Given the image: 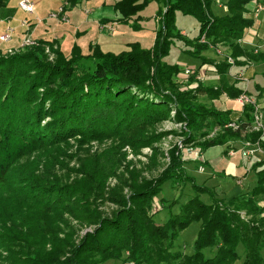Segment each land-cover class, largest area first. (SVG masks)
<instances>
[{
    "label": "trees",
    "instance_id": "trees-1",
    "mask_svg": "<svg viewBox=\"0 0 264 264\" xmlns=\"http://www.w3.org/2000/svg\"><path fill=\"white\" fill-rule=\"evenodd\" d=\"M9 2L0 0V22L15 14L9 8ZM151 2H156L160 10L156 16L159 29L150 51H145L135 42L128 45V50L120 53L105 52L99 45H92L91 53L84 54L82 48L74 44L70 54L66 55L67 52L63 51L58 42L40 40L42 45L54 43L57 47L55 64L47 65L38 56L33 59H30L31 56H11L1 62L2 187L6 184L8 163L26 157L35 145L63 141L75 132L81 133L85 129L82 117L87 113L85 120L94 122L96 117L93 111L100 114L104 106L111 113L108 119L114 117L111 122H106L105 128L109 130L121 128L123 118L131 121L145 119L149 122L161 117L169 109H176V114H189L192 123L197 124L195 116H202L199 111L203 109L208 111L207 116L214 119L215 126L219 125L225 132L202 149L209 150L226 143L248 142L257 149H264V132L255 131L256 110H264V52L259 45L250 46L245 43L249 32L264 14V11L257 14L258 8L264 7V0H229L226 3L229 14L224 17L214 15L213 0H120L114 5V10L120 17V23H128L134 18L138 21ZM179 13L199 23L197 37L190 39L182 35V30H178L176 17ZM174 37L179 38L188 48L186 53L203 59L198 69L187 70L194 71L191 82H197L198 89L212 92L210 102L220 100L224 94L230 100L246 95L254 101L253 104L239 103L242 107L239 119L233 120L230 110L223 113L212 105L197 104L190 91L184 98L177 96L175 99L166 93L164 71L168 63L164 62V58L169 55L171 46L175 45ZM222 48L226 53L224 57L213 60L203 56L208 50L216 53ZM206 65H213L218 86L210 87L202 83L204 81L199 72ZM233 67L255 69L249 86L244 79H235L237 74L231 73ZM170 68L183 71L180 65H171ZM41 89L44 90L40 93ZM161 94L166 96L161 98ZM176 99L180 100L177 104ZM46 101L50 102L49 107L45 106ZM41 117L53 118L54 123L49 127L42 126ZM135 123L131 122V125ZM232 124L237 129L231 127ZM181 164L176 162L177 169L170 176L171 171L167 170L155 186L144 192H133V207L127 208L125 220L103 222L92 236L98 247L87 250L89 240L84 241L72 250V258L56 260L55 264H105L118 259L86 257L87 254L101 250L104 254H113L114 251L128 254L127 259L133 264H264V162H257L253 166L254 169L263 167L258 171L257 185L240 197L224 199L227 204L222 207L216 205L217 202L206 204L201 199L196 178L188 174ZM184 173L188 177L186 187L189 185L196 196L188 199L178 214L171 212L172 207L167 210L170 214L164 222H156L154 217L161 211L153 212L154 199L159 198L164 188H170L167 185L176 183ZM54 192L56 194L53 198L49 195L45 198L52 199V211L62 207L60 201L65 199L61 195V187H56ZM210 197L216 199L211 194ZM195 222L201 223L202 228L192 253L181 255L180 252H172L180 232ZM10 236L9 232L4 237L10 241ZM206 250L214 251L212 257L206 256ZM33 258L35 261L45 259Z\"/></svg>",
    "mask_w": 264,
    "mask_h": 264
},
{
    "label": "rangeland",
    "instance_id": "rangeland-1",
    "mask_svg": "<svg viewBox=\"0 0 264 264\" xmlns=\"http://www.w3.org/2000/svg\"><path fill=\"white\" fill-rule=\"evenodd\" d=\"M20 1L10 0L9 8L15 14L0 22V36L7 32L10 36L6 42L0 41V64L11 56H31L30 59L38 56L47 65L55 64V44L42 45L37 40L41 33L47 32L54 35L65 33L60 44L66 55L70 54L69 50L75 43L82 47L84 54L91 53L90 46L95 44L104 45L106 50L103 51L113 53L128 49L126 45L131 41L139 43L145 51L154 47L157 23L159 28L158 19L155 18L156 21L154 17L160 10L156 2L148 4L140 15L145 22L134 18L116 25L108 21L101 27L95 22L98 14L105 11L103 7L113 10L115 0H30L35 4L34 14L22 11ZM228 1L213 0L212 11L216 17L229 14ZM90 10H94L91 16ZM24 21L29 25L24 26ZM36 23L41 29L31 26ZM176 27L185 31L190 39L199 34V23L180 13L176 17ZM110 28H114L113 31ZM29 39L32 40L27 42ZM178 39L174 37L175 45L164 58L168 63L164 71L166 93L175 99L177 96L184 98L190 91L197 104L212 105L223 113L227 107L238 114L242 109L238 99L230 100L224 94L220 100L210 102L212 92L198 89L197 82H191L194 71L189 73L186 67L198 69L203 59L186 53L188 48ZM260 50L264 52V46ZM224 52L223 48L216 53L208 50L203 56L215 60L224 57ZM171 65H180L183 71L172 69ZM214 70L213 65L202 68L199 76L204 82L200 81L210 87L218 86L217 80L207 79L212 77L209 72ZM160 96L164 98L166 95ZM177 102L180 100L176 99ZM45 106L49 107L50 102L46 101ZM104 108L100 114L93 111L94 122L85 120L87 113L82 117L85 129L81 133L75 132L63 141L35 145L26 157L7 164L6 184L4 187L0 185V264H55L56 260L70 258L72 250L84 241L89 240L87 250L98 247L92 236L103 222H123L127 208L133 207V192H144L155 186L167 170L171 171L170 176L177 169L176 162L182 163L188 174L196 178L201 199L206 204L217 202L216 205L222 207L227 204L224 199L240 197L258 183L261 168L254 169L253 165L260 157L258 154H253L251 159L244 157L240 151L243 143L202 149L225 132L224 128L215 126L214 119L207 116L206 110L200 109L202 116H195L197 124L192 123L189 114H176V109H169L170 112L149 122L123 118L121 128L109 130L105 128L106 122H111L114 117L108 119L111 113L106 106ZM40 122L42 126L49 127L54 119L41 117ZM131 122L136 123L131 125ZM187 181L184 173L176 183L167 185L170 188L165 187L159 198L154 199L153 212L161 211L154 217L156 222H164L170 214L167 210L172 207L171 212L178 214L181 206L196 196L189 185L186 187ZM56 187L62 188L61 195L65 199L60 201L62 207L52 211V199L45 198L48 195L53 198ZM210 194L216 199H211ZM201 228V223L195 222L181 231L172 252L191 254ZM5 232L6 235L10 232V241L4 237ZM102 252H92L86 257L118 258L105 264H133L127 259L128 254L121 251L113 254ZM205 254L210 258L214 251L206 250ZM33 257L45 259L35 261Z\"/></svg>",
    "mask_w": 264,
    "mask_h": 264
},
{
    "label": "crops",
    "instance_id": "crops-1",
    "mask_svg": "<svg viewBox=\"0 0 264 264\" xmlns=\"http://www.w3.org/2000/svg\"><path fill=\"white\" fill-rule=\"evenodd\" d=\"M117 2H119V0H115L114 1V3H113V5H112V7H113V10H111V9H108V8H106V7H103L104 8V12L102 13H100V14H98V19L95 21V22H97V24H99L101 27L104 25V23H107L108 21H111V22H113V25H116L117 23H120L119 22V19H120V17H119V15L117 14V12L114 10V5L117 3ZM104 4H106V2L104 3ZM73 6H75V3H74V5ZM94 13V10H90L89 11V16H91L92 14ZM142 15V14H141ZM155 18H157L156 16L154 17V19ZM261 19V20H260ZM259 20H258V23L255 25L256 26V30H254V28L253 29H251V31L249 32V34H248V37H246V39H245V43L246 44H249L250 46H256V45H259L260 47L261 46H264V36L262 37V33H264L263 32V30H264V16H263V18H260ZM156 20V19H155ZM131 21H133V20H131ZM145 22L146 20L144 19V18H142V16H141V18H140V22ZM157 21V20H156ZM158 22V21H157ZM156 22V23H157ZM31 26H35V28H36V30L38 29H41V27L39 28V24H31ZM157 27H158V23H157ZM156 27V30H158L159 28H157ZM111 29V31H113L112 29H114V28H110ZM84 34H86V33H84ZM182 35L183 36H185V37H188V34L187 33H185V31H183L182 32ZM64 36H65V33H60V34H56V35H54V34H52V33H50V32H47V34L46 33H41L40 34V37H39V39H37V40H46V41H53V40H56L59 44L62 42V40H63V38H64ZM131 43H135V42H133V41H131V42H128L127 43V45H126V48H128V45L129 44H131ZM75 44H77V43H75ZM61 45V44H60ZM74 45V44H73ZM78 45V44H77ZM95 45H98V44H95ZM99 46L101 47V49L102 50H106L105 48L106 47H104L103 48V46L102 45H100L99 44ZM106 46V45H105ZM61 47H62V49H64V47H63V45H61ZM82 48V47H81ZM72 49V48H71ZM125 50H128V49H125ZM125 50H123V51H125ZM70 51V50H69ZM213 51V50H212ZM66 52V51H65ZM105 52H109V51H105ZM122 52V51H121ZM216 59V58H215ZM207 66V65H206ZM206 66H204L203 67V69H205L206 68ZM185 68V67H184ZM186 69H189V68H187L186 67ZM204 70H202V72H203ZM210 73V75H212V77H210V76H208L207 77V79H211V80H218V78H217V76L214 74V72L212 71V73L211 72H209ZM231 73H232V75H236L235 76V78L236 79H244L245 81H246V85H248L249 86V83H250V80H251V78L255 75V69L254 68H249V69H245V70H243V69H239V68H236V67H233L232 69H231ZM239 76V77H238ZM247 76H249V78L247 77ZM245 84H244V86H245ZM245 87H247V86H245ZM264 105V104H263ZM226 110H228L227 109V107H226ZM241 114H242V109H241V111L238 113V114H236V113H232L231 114V118L233 119V120H237V119H239V117L241 116ZM261 114L263 115V124H262V128H260V129H256L255 131L256 132H264V110H262L261 111ZM263 138H264V136H263ZM264 140V139H263ZM235 145H239V144H236L235 143ZM243 147L242 148H249L250 150H253L254 151V153L253 154H258L259 155V157H260V160L258 161V162H264V149H257L255 146H254V144H252V143H246V144H243L242 145ZM252 157H250V159H251ZM257 163V162H256ZM255 163V164H256ZM254 164V165H255ZM253 165V166H254ZM262 169V168H261ZM260 169V170H261ZM259 170V171H260Z\"/></svg>",
    "mask_w": 264,
    "mask_h": 264
},
{
    "label": "built area",
    "instance_id": "built-area-1",
    "mask_svg": "<svg viewBox=\"0 0 264 264\" xmlns=\"http://www.w3.org/2000/svg\"><path fill=\"white\" fill-rule=\"evenodd\" d=\"M19 8L22 11H24L26 13H29V14H34V12H35V4L32 1H30V0H21L20 4H19ZM263 11H264V7H259L258 10H257V14H259L260 12H263ZM55 14H52V16L55 17ZM23 25L24 26H28L29 22L24 21ZM9 39H10L9 32H7V33H5V34L0 36V41L1 42H6ZM31 40L32 39H29L27 42H29ZM188 72L190 73L189 70H188ZM237 102L242 104V105H245L247 103H251V104L254 103V101L250 97H248L246 95H242L241 97H239ZM255 118H256L255 129L262 128L263 115L261 114L260 110H256ZM231 127H234L235 129H237V126L235 124H232ZM240 151H242L243 156L247 157V158H250L253 155V153H254V151L250 150L249 148H242Z\"/></svg>",
    "mask_w": 264,
    "mask_h": 264
}]
</instances>
